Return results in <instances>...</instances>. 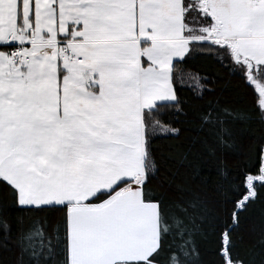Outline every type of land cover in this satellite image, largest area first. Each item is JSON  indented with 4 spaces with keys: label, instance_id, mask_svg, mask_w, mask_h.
Wrapping results in <instances>:
<instances>
[{
    "label": "crops",
    "instance_id": "obj_1",
    "mask_svg": "<svg viewBox=\"0 0 264 264\" xmlns=\"http://www.w3.org/2000/svg\"><path fill=\"white\" fill-rule=\"evenodd\" d=\"M185 14L184 0H0V177L20 204L70 203L69 253L77 232L86 246L105 240L109 252L118 242L110 221L117 194L99 204L84 200L142 174L144 205L146 49L203 39L194 26L182 33ZM13 44L24 46L29 62L5 60ZM64 47L82 60L63 59ZM139 220L144 231L143 213Z\"/></svg>",
    "mask_w": 264,
    "mask_h": 264
},
{
    "label": "trees",
    "instance_id": "obj_2",
    "mask_svg": "<svg viewBox=\"0 0 264 264\" xmlns=\"http://www.w3.org/2000/svg\"><path fill=\"white\" fill-rule=\"evenodd\" d=\"M225 47L235 51L225 41H191L172 67L176 100L150 111L140 195L156 205L157 244L124 264H264V179L248 182L264 177V107ZM181 74L201 81L176 83ZM154 123L173 131L154 133ZM68 216L67 203L20 204L0 177V264H69Z\"/></svg>",
    "mask_w": 264,
    "mask_h": 264
},
{
    "label": "rangeland",
    "instance_id": "obj_3",
    "mask_svg": "<svg viewBox=\"0 0 264 264\" xmlns=\"http://www.w3.org/2000/svg\"><path fill=\"white\" fill-rule=\"evenodd\" d=\"M187 1L185 4V23L183 22L185 32L182 31V33L187 34L191 26H194L204 33V38L201 40H212L214 43L228 42L235 51L232 52L229 47H225V49L231 53L230 58L236 61L237 67L245 72L246 78V72H250L255 79L264 83V0H195V7L191 0ZM194 10L199 12L195 18L198 20L196 24L194 20H191L190 16ZM206 12L210 15L209 22L205 20ZM220 35H224V37ZM152 46L146 49V51L149 50L150 54L145 58V69L142 74L144 96L150 102L147 105L148 107L156 105L152 104V101L163 103L176 100L172 67L175 61L185 57L189 50L190 42L185 40L179 42L165 41V43H160V47ZM5 54L7 56L5 60L10 62L11 58L9 59L8 54ZM28 58V61L20 64H13L12 61L11 63L17 66L24 65L30 61L29 55ZM248 67L251 68L250 71ZM177 79L179 80L176 83L188 86L200 83L201 81L200 78L192 74H181ZM150 111L149 109L145 111L139 121L143 124L142 141L144 148L142 149V154L144 156L142 167L146 158L147 124H149L148 122L152 117ZM153 125L155 127H150V130H153L157 134H168L173 131L171 128L163 125H156L155 123ZM140 175L138 182L132 180V182L130 181L117 191L115 193L117 197L113 199L110 205L112 219L110 221L115 224L117 223V231L113 232L112 237L118 240V242L114 244V247L109 252L105 249V240L97 242L98 240L92 238L94 242L89 241L88 246H86L87 240H84L83 243L78 237L79 234L77 232V236L72 238L73 245L69 264H124L127 261L146 259L148 254L156 247L158 236L156 205L145 202L144 205H141L140 197L137 195L139 181L143 178L142 174ZM255 179L263 180L264 177L262 175L260 177L249 176L248 182L251 183ZM131 183L134 184L127 191L120 192L125 187H128L129 184L132 185ZM29 193L31 192L29 191ZM115 194L111 197L113 198ZM252 194L253 190L251 188L246 198ZM21 202L24 203H21L22 205L39 203L37 200H22ZM63 203L69 204L70 207V203ZM83 204L89 205L86 203V200L83 201ZM142 213L145 216V225L147 223L144 231L137 229V227H141L139 218H141ZM100 215H102L101 211L95 218L102 220L103 216L100 217ZM86 223H89L88 218ZM88 226L92 227V224ZM104 234L105 232L102 236ZM105 251L109 253L105 254Z\"/></svg>",
    "mask_w": 264,
    "mask_h": 264
},
{
    "label": "built area",
    "instance_id": "obj_4",
    "mask_svg": "<svg viewBox=\"0 0 264 264\" xmlns=\"http://www.w3.org/2000/svg\"><path fill=\"white\" fill-rule=\"evenodd\" d=\"M10 58L13 64H20L22 62L28 61V55L25 53L24 48L20 44H14L10 48ZM62 58L68 62L77 61L80 62L82 58L75 57L71 48H62Z\"/></svg>",
    "mask_w": 264,
    "mask_h": 264
},
{
    "label": "water",
    "instance_id": "obj_5",
    "mask_svg": "<svg viewBox=\"0 0 264 264\" xmlns=\"http://www.w3.org/2000/svg\"><path fill=\"white\" fill-rule=\"evenodd\" d=\"M247 83L251 86L254 93L259 97V102L264 107V83L255 79L252 74L247 73ZM147 109L154 110L155 106H149Z\"/></svg>",
    "mask_w": 264,
    "mask_h": 264
}]
</instances>
